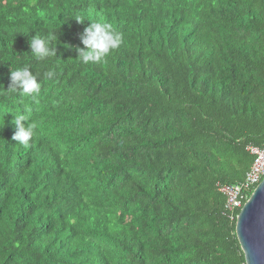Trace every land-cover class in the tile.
<instances>
[{
  "label": "trees",
  "instance_id": "16d2710c",
  "mask_svg": "<svg viewBox=\"0 0 264 264\" xmlns=\"http://www.w3.org/2000/svg\"><path fill=\"white\" fill-rule=\"evenodd\" d=\"M93 21L121 42L83 64ZM262 143L264 0H0V264H245L218 186Z\"/></svg>",
  "mask_w": 264,
  "mask_h": 264
},
{
  "label": "clouds",
  "instance_id": "9594fccd",
  "mask_svg": "<svg viewBox=\"0 0 264 264\" xmlns=\"http://www.w3.org/2000/svg\"><path fill=\"white\" fill-rule=\"evenodd\" d=\"M80 23L82 20L77 19ZM58 37L49 33L48 36L35 34L29 38V45L32 55L38 61L52 58L56 55V44ZM80 40L84 47L77 46L75 48L78 53L77 57L83 64L100 63L110 55L111 51L116 49L121 38L111 25L102 21H93L87 25L80 34ZM53 71L47 72L46 78L54 76ZM38 74H34L30 70L29 64L16 67L10 71V84L6 88V93H19L22 96H35L40 93L41 84L38 81ZM29 117L25 114H18L13 122L17 127L12 139L21 145H27L29 140L33 138L37 129L35 122H27Z\"/></svg>",
  "mask_w": 264,
  "mask_h": 264
},
{
  "label": "water",
  "instance_id": "95a60500",
  "mask_svg": "<svg viewBox=\"0 0 264 264\" xmlns=\"http://www.w3.org/2000/svg\"><path fill=\"white\" fill-rule=\"evenodd\" d=\"M234 233L245 264H264V177L241 206Z\"/></svg>",
  "mask_w": 264,
  "mask_h": 264
},
{
  "label": "built area",
  "instance_id": "2783aa9c",
  "mask_svg": "<svg viewBox=\"0 0 264 264\" xmlns=\"http://www.w3.org/2000/svg\"><path fill=\"white\" fill-rule=\"evenodd\" d=\"M246 149L253 159L242 180L218 186L225 198L223 213L229 221H235L241 206L264 177V143L261 146H247Z\"/></svg>",
  "mask_w": 264,
  "mask_h": 264
}]
</instances>
